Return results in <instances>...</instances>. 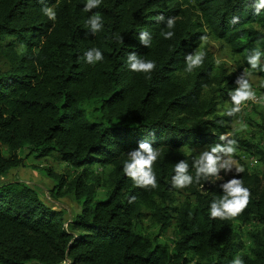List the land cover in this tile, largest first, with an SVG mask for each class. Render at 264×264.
I'll list each match as a JSON object with an SVG mask.
<instances>
[{
    "label": "trees",
    "instance_id": "1",
    "mask_svg": "<svg viewBox=\"0 0 264 264\" xmlns=\"http://www.w3.org/2000/svg\"><path fill=\"white\" fill-rule=\"evenodd\" d=\"M85 3L0 0V49L7 37L23 47L17 53L8 44L9 66L0 69V177L22 166V156H53L76 171L69 180L48 173L56 182L49 193L57 201L69 196L78 208L64 228L65 211L38 189L0 182V264H229L237 253L244 264H264V148L235 139L262 166L260 174L243 168L227 179H242L251 192L235 218H210L211 202L223 194L215 178L171 185L180 160L195 175V156L184 147L223 143L232 118L217 109L236 84V74L216 65L208 48L192 73L184 57L211 37L247 64L250 50L264 51V10L255 14V0H102L91 12L83 11ZM45 7L54 8V21ZM96 12L103 28L93 35L86 21ZM168 17L176 19L170 40L160 35ZM143 30L152 36L148 48L138 39ZM92 48L104 56L95 65L84 59ZM132 52L154 60L156 70L130 71ZM142 141L161 153L156 189L136 187L123 172L127 153ZM96 165L108 168L104 179ZM99 189L104 198L96 197Z\"/></svg>",
    "mask_w": 264,
    "mask_h": 264
},
{
    "label": "clouds",
    "instance_id": "2",
    "mask_svg": "<svg viewBox=\"0 0 264 264\" xmlns=\"http://www.w3.org/2000/svg\"><path fill=\"white\" fill-rule=\"evenodd\" d=\"M41 3L44 0H40ZM102 0H86L83 11L91 12L93 9L98 8ZM255 14L259 15L261 10H264V0H255L253 5ZM49 20L56 19V12L52 7H45L41 10ZM159 21H164L165 17L160 16L157 18ZM238 18H233V23H237ZM176 19L168 17L166 20L167 31H162L160 35L170 40L174 37ZM91 33L95 35L103 28V18L99 12L93 13L86 21ZM118 39L123 42L122 37ZM139 42L145 47H150L152 42L151 33L143 30L139 33ZM206 39V37H201ZM206 53L200 50H195L193 53L187 54L185 59V71L192 73L195 69L203 66ZM264 57V51L259 46L249 51L247 56V64L251 70L264 71L260 67L261 59ZM85 61L89 65H95L104 60L103 53L98 48L88 50L84 55ZM127 66L130 71L136 73L150 74L156 70V62L150 59H144L138 56L135 52L127 55ZM219 63V61H217ZM251 73L248 69L236 79V87L230 92V100L232 107H230L226 115L229 117H236L242 112L243 106L248 101H257L258 97L250 82ZM150 78V77H149ZM264 101V96L259 97ZM237 123L242 128H246L242 119L237 120ZM231 132L221 134L219 139L223 143H216L209 148L199 152L193 158L192 168L195 170L193 176L189 172V163L186 160H180L174 165V175L171 178V185L173 188L183 189L191 186L193 183L199 184L201 180L207 181L210 177L222 180L221 172L225 174L232 172L236 161L234 156L238 151V143L235 139H230ZM161 153L159 148H154L149 141H142L139 143L138 148L131 150L127 153V159L123 163L124 174L131 179L133 184L138 188H152L158 187V181L154 170V165L160 157ZM242 167H236L235 172L237 175L242 173ZM222 195H219L210 204L209 216L211 219L228 220L235 218L243 213L251 200L250 189L244 186L242 179L232 178L220 184ZM136 197H131L129 203L134 202ZM229 264H244L242 256L237 253L229 262Z\"/></svg>",
    "mask_w": 264,
    "mask_h": 264
},
{
    "label": "rangeland",
    "instance_id": "3",
    "mask_svg": "<svg viewBox=\"0 0 264 264\" xmlns=\"http://www.w3.org/2000/svg\"><path fill=\"white\" fill-rule=\"evenodd\" d=\"M10 43L14 44L13 49L17 53L23 51V47L14 43L13 38H5V40L1 43L2 48L0 49V69L3 71L6 70L9 66L6 51L8 49L7 45ZM204 47L208 48L212 52L216 65H221L223 68H225L227 74H236L234 78L235 81L244 72L245 69H248L250 71L251 75L249 79L258 97L257 102L248 101L243 106L242 112L238 114V116L231 117L232 120L229 126L230 128L228 131H226V133L231 132V137H234V139H242L243 141H248L258 145L261 148H264V101L259 99V97L264 96V78L260 75V73L263 71L251 70L250 66L247 67L246 65L248 64H246L244 60L239 57V55L233 54L231 50L219 40L207 37L200 42L197 49L201 50ZM217 61H219V63H217ZM240 66L243 67L241 68L240 74H238V72L240 71ZM260 67L264 68V61L262 59ZM234 89L235 88H233L232 90ZM230 107H232V104L229 95L227 98H224L218 105L217 114L227 116L226 112ZM239 119H242L244 124L247 125L246 128H242L241 125L237 123V120ZM205 149V147L197 149L191 146H186L182 150L187 154H193L194 156H197L199 152ZM22 157V166L11 170L7 176H1L0 182L19 180L25 182L31 187L38 189L40 194L43 196L42 199L44 201L51 203L52 207H56L65 211L67 222L64 223L63 227L67 228V224L70 221V218H72V216H74V214L78 212L77 205L69 196H66V198H63L61 201H57L51 196V194L49 193V189L56 185V182L53 178L48 176V173L61 175L64 176L66 180H69L74 176L76 170H74L72 167H69L64 162L55 160L53 156L40 159L34 158L33 156ZM234 160L236 161V163L232 172L227 174L221 172L220 176L223 177V179L218 180L215 178L214 181L216 183L226 182V180L235 171L236 167L246 168L252 173H262V166L256 160V158L239 148L234 156ZM92 170L102 178H105L106 174L108 173V168H103L98 165L94 166ZM105 195L106 191L104 189H99L96 197L104 198ZM184 200V194L182 193L176 196L175 203L177 205L180 201ZM250 229H252V227L247 226L243 228V231H248ZM172 233L173 228L171 227L161 239L170 242ZM243 240L246 239L243 238Z\"/></svg>",
    "mask_w": 264,
    "mask_h": 264
},
{
    "label": "built area",
    "instance_id": "4",
    "mask_svg": "<svg viewBox=\"0 0 264 264\" xmlns=\"http://www.w3.org/2000/svg\"><path fill=\"white\" fill-rule=\"evenodd\" d=\"M255 102H257V101H255Z\"/></svg>",
    "mask_w": 264,
    "mask_h": 264
}]
</instances>
